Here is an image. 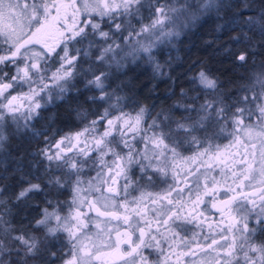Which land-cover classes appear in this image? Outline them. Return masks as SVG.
Instances as JSON below:
<instances>
[{"label": "snow or ice", "instance_id": "1", "mask_svg": "<svg viewBox=\"0 0 264 264\" xmlns=\"http://www.w3.org/2000/svg\"><path fill=\"white\" fill-rule=\"evenodd\" d=\"M226 7L218 0H196L195 11L190 0H0V150L10 135H44L33 121L81 94L78 84L93 93L89 109L76 112L75 130L58 139L54 130L32 153L38 159L30 168L42 166L44 175L20 177L27 187L12 202L42 195L38 217L17 227L0 199V264H172L173 257L264 264V72L233 94L201 69L189 78L196 94L181 89V100L155 115L154 105L122 94L126 82L115 83L114 71L140 61L166 76L155 53L181 35L176 20L184 15L187 27ZM249 7L217 26L239 29L230 40L247 45L233 56L240 66L255 47L248 32L264 37V7L244 17ZM6 191L0 187V196ZM57 243L66 246L59 255Z\"/></svg>", "mask_w": 264, "mask_h": 264}, {"label": "trees", "instance_id": "2", "mask_svg": "<svg viewBox=\"0 0 264 264\" xmlns=\"http://www.w3.org/2000/svg\"><path fill=\"white\" fill-rule=\"evenodd\" d=\"M245 2L250 7L244 10V17L258 15L264 7V0H220L219 3L227 6L225 9H221V16H218L215 10L200 15L191 26L183 30L181 36L176 40L178 46L176 47L175 44L171 53L164 54L162 49L158 50L157 57L163 63L162 65H165L166 76H154L152 68L146 63L131 65L118 74L123 80L130 77L129 79L133 83V88H125L122 94L134 95V98L140 103L154 105L153 115L161 109L171 110V106L181 100L179 95L181 89L187 90L189 96L196 94L192 90L195 86L189 78L196 75L201 69L208 70L211 75L217 77L224 92L239 94L236 90L241 85L250 83L254 73L264 72V67H262L264 65V48L260 47V44L264 42V37H261L258 30L248 32L252 37L251 43L255 47L249 56L247 65L240 66L233 56L244 51L247 45L237 44L230 40L231 36L238 34L239 29L232 31L229 26L218 30L217 26L224 25L226 21L231 20L233 14L240 11ZM245 31L248 30L245 29ZM225 49H230L231 52L226 54ZM177 55L178 59H176ZM169 61L170 63H166ZM92 94V92L83 89L81 94L74 91L63 101H55L50 107L60 108L61 111L57 112V116H62L65 120L67 116H71V112L75 114L77 109H89L90 106L85 101L86 97ZM91 107H95V105ZM174 115L179 118L181 113L174 112ZM3 164L4 154L0 157V187L4 184ZM40 197L39 203L42 206L44 205L43 196ZM64 198V196L59 197V199ZM0 199H3V196H0ZM12 212L14 214L12 218L16 223L17 210H12ZM58 246L59 253L60 243Z\"/></svg>", "mask_w": 264, "mask_h": 264}, {"label": "flooded vegetation", "instance_id": "3", "mask_svg": "<svg viewBox=\"0 0 264 264\" xmlns=\"http://www.w3.org/2000/svg\"><path fill=\"white\" fill-rule=\"evenodd\" d=\"M78 110L81 109H77L76 111ZM58 111H61L60 108L48 106V108L41 113V118L33 121L32 127L37 131H42L44 135L35 137L31 132L18 133L10 135L9 139L4 144L3 186H7V191L3 194V199L9 201V207H11L12 210H17L16 223L12 218L13 224L17 227L21 224H27L33 217H38L40 209L45 206H41L39 203L41 195H30L26 201L20 202L19 204L12 202L14 194L19 192L22 187H27V184L20 180L22 175L27 176L29 179H32V176L28 175L30 172L36 177L44 175L42 166H40L38 170L30 168L29 163H35L38 159V157H34L32 153L44 146V136H51L54 130H56V138L58 139L60 135L70 130H75L79 126L76 113L73 114V112H71V116H67V119L64 120L62 116H57ZM49 117H53V119L50 121ZM21 168L22 171L20 170ZM32 182L38 183L40 181L38 179H33ZM162 186L163 185H161V187ZM156 190L158 189H153L152 191ZM206 215L210 214L206 213ZM25 216L28 217L27 220L23 219ZM193 230L198 231V229ZM36 234L41 235V233ZM56 245L58 246V243ZM60 245L61 249L65 246L62 243H60ZM52 250L57 251V247ZM176 251H180V249ZM59 254L60 253H58V255ZM58 262L59 260L55 261V264H58ZM30 264H32V262H30ZM172 264H177L175 257L172 259ZM179 264H188V262L186 258H181Z\"/></svg>", "mask_w": 264, "mask_h": 264}, {"label": "rangeland", "instance_id": "4", "mask_svg": "<svg viewBox=\"0 0 264 264\" xmlns=\"http://www.w3.org/2000/svg\"><path fill=\"white\" fill-rule=\"evenodd\" d=\"M220 0H218V2H219ZM182 3H184V0H177V4L179 5V4H182ZM190 3L193 5V10L195 11L196 9H195V5H196V0H190ZM200 16V15H199ZM184 18H185V16L184 15H181L177 20H176V24L178 25V26H180V28H181V34H182V32H183V30H185L188 26H191L193 23H191V24H189L187 27H183L182 26V24H183V20H184ZM181 36V35H180ZM179 36V37H180ZM178 37V38H179ZM178 38H175V39H173L172 40V42H171V44H165V45H162L158 50H160V49H162L163 50V53L165 54V53H171V51L172 50H174V47H175V44H176V40L178 39ZM178 46V44H176V47ZM158 50L156 51V53H155V55L157 56V52H158ZM157 59H159V57H157ZM176 59H178V55L176 56ZM159 62H160V60H159ZM138 63H140V64H145V62H143V61H140V62H138ZM161 64H163L162 62H160ZM147 64V63H146ZM131 65H134V64H129L128 65V67L129 66H131ZM148 65V64H147ZM150 66V65H149ZM151 67V66H150ZM152 68V67H151ZM142 69H143V67H142ZM114 71V70H113ZM139 72V71H138ZM137 72V73H138ZM118 74L119 73H115V71H114V76H115V83H120L121 81H123V82H126L127 84H128V87L129 88H133L132 87V85H133V83H132V81L129 79L130 77H128L127 79H122L121 77H119L118 76ZM77 87L78 88H80L81 90L83 89V86L82 85H77ZM74 92V91H73ZM52 105V104H51ZM50 106V105H49ZM130 110V109H129ZM177 117V116H176ZM178 118V117H177ZM221 143H223V144H227L228 143V141L227 140H224V141H222ZM232 151H237V149L236 148H233L232 149ZM4 154V147H3V150H0V157L2 156ZM188 154H190V153H185V155H188ZM3 158V157H2ZM56 247L58 248L59 246H57L56 245ZM66 246H63V248H65Z\"/></svg>", "mask_w": 264, "mask_h": 264}]
</instances>
